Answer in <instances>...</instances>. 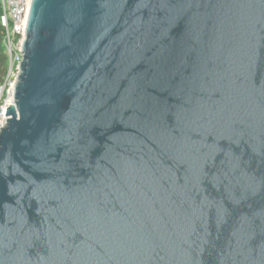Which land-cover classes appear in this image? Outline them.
<instances>
[{"label":"water","instance_id":"obj_1","mask_svg":"<svg viewBox=\"0 0 264 264\" xmlns=\"http://www.w3.org/2000/svg\"><path fill=\"white\" fill-rule=\"evenodd\" d=\"M0 131V264H264V0H32Z\"/></svg>","mask_w":264,"mask_h":264},{"label":"built area","instance_id":"obj_2","mask_svg":"<svg viewBox=\"0 0 264 264\" xmlns=\"http://www.w3.org/2000/svg\"><path fill=\"white\" fill-rule=\"evenodd\" d=\"M0 23L4 29V46L9 59L5 81L0 86V131L7 124L6 112L14 104V89L21 74L32 0H1Z\"/></svg>","mask_w":264,"mask_h":264},{"label":"trees","instance_id":"obj_3","mask_svg":"<svg viewBox=\"0 0 264 264\" xmlns=\"http://www.w3.org/2000/svg\"><path fill=\"white\" fill-rule=\"evenodd\" d=\"M2 13V3L0 1V16ZM9 59L4 46V29L0 23V86L3 85L7 71H8Z\"/></svg>","mask_w":264,"mask_h":264},{"label":"rangeland","instance_id":"obj_4","mask_svg":"<svg viewBox=\"0 0 264 264\" xmlns=\"http://www.w3.org/2000/svg\"><path fill=\"white\" fill-rule=\"evenodd\" d=\"M1 1V0H0Z\"/></svg>","mask_w":264,"mask_h":264}]
</instances>
